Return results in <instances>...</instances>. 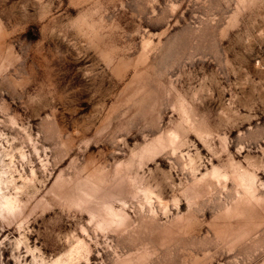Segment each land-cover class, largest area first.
Returning <instances> with one entry per match:
<instances>
[{"label":"rangeland","instance_id":"rangeland-1","mask_svg":"<svg viewBox=\"0 0 264 264\" xmlns=\"http://www.w3.org/2000/svg\"><path fill=\"white\" fill-rule=\"evenodd\" d=\"M0 264H264V0H0Z\"/></svg>","mask_w":264,"mask_h":264}]
</instances>
